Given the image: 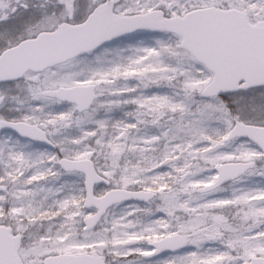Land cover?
Instances as JSON below:
<instances>
[{
	"label": "snow or ice",
	"instance_id": "6c2138e0",
	"mask_svg": "<svg viewBox=\"0 0 264 264\" xmlns=\"http://www.w3.org/2000/svg\"><path fill=\"white\" fill-rule=\"evenodd\" d=\"M0 264H264V0H0Z\"/></svg>",
	"mask_w": 264,
	"mask_h": 264
}]
</instances>
